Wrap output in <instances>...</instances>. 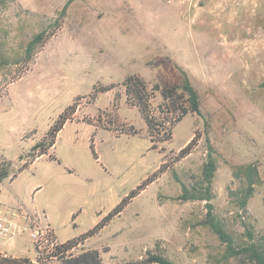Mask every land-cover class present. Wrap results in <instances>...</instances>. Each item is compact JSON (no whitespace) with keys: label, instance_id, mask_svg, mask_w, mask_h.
<instances>
[{"label":"rangeland","instance_id":"1","mask_svg":"<svg viewBox=\"0 0 264 264\" xmlns=\"http://www.w3.org/2000/svg\"><path fill=\"white\" fill-rule=\"evenodd\" d=\"M65 2L10 0L0 6V60H8L0 61V157L11 162L14 178L0 181L6 208L38 212L40 222L65 241L92 228L160 167L154 180L76 250L97 248L104 264H139L157 247L176 264H236L222 260L223 245L200 224L204 201L178 195L180 182L199 177L207 129L217 162L215 210L242 231L227 185L234 164L255 162L263 182L246 215L264 228V0H72L59 16ZM57 17L60 27L17 76L24 65L14 61L28 39ZM177 67L197 88L208 127L188 113L157 148L151 149L139 112L125 103L119 85L91 97L93 88L119 83L130 73L162 86L175 84ZM158 102L157 95L153 103ZM70 104L68 120L111 117L118 131L132 125L140 134L85 132L66 145L63 133L53 150L56 160L44 155L19 171L31 164L30 146ZM192 138L189 153L178 156ZM5 248L15 257L38 255L30 227Z\"/></svg>","mask_w":264,"mask_h":264},{"label":"trees","instance_id":"2","mask_svg":"<svg viewBox=\"0 0 264 264\" xmlns=\"http://www.w3.org/2000/svg\"><path fill=\"white\" fill-rule=\"evenodd\" d=\"M10 0H0V6ZM72 0H66L59 16L66 10V6ZM60 18H55L47 26L34 32L26 42L21 56L14 63H22L17 76L28 68L36 54L41 50L44 44L55 34L60 27ZM1 51V47H0ZM1 58V53H0ZM4 63L8 60L1 59ZM0 60V61H1ZM180 80L169 86H162L159 83H150L136 73L127 74L119 83H109L107 85L93 88L91 97L103 93L116 85L124 95L125 103L135 107L140 115L142 124L145 128V137L151 142V149L157 148L160 142L168 141L172 138V128L186 114L196 113L203 118V122L208 127L207 119L201 111V98L197 88L190 81L187 73L180 67ZM159 96V102L154 104V98ZM73 112V105L66 106L58 116L49 124L40 138L30 146L32 161L35 157L46 154L47 150L55 143L59 130L70 118ZM86 122H93L111 130L115 135L140 134V130L132 125L117 130L113 119L108 117L106 122L100 118L96 121L85 119ZM207 151L205 160L202 163L200 174L193 183L186 184L180 182L181 191L178 198L181 200H203L205 204V213L200 220V224L208 227L220 243L223 245L222 260L232 258L236 264H264V228H256L253 220L246 215L247 205L253 196L256 186L263 182L259 167L255 162H244L232 166V182L227 185V196L234 206V220L242 226V231H236L231 228L222 215L214 208L211 202L213 198L212 180L214 178L217 162L214 156V147L208 139V131L204 129ZM194 138L188 141L179 151L178 156L182 157L189 153ZM50 159L56 160L53 155H48ZM4 161V160H3ZM25 167L19 169L23 170ZM160 167L148 175L136 188L132 189L124 196L99 222H97L88 231L79 236L69 238L59 242L52 251L46 255H40L32 260L29 257L10 256L2 260L1 264H104L99 249L80 248L76 250L77 245L83 240L98 232L111 220L118 215L126 206L129 200L139 193L144 187L154 180ZM11 171V162L4 161L0 164V181L7 178ZM139 264H176L172 259L165 256L158 247L153 251L148 249L145 256L138 261Z\"/></svg>","mask_w":264,"mask_h":264},{"label":"built area","instance_id":"3","mask_svg":"<svg viewBox=\"0 0 264 264\" xmlns=\"http://www.w3.org/2000/svg\"><path fill=\"white\" fill-rule=\"evenodd\" d=\"M2 162L4 161L0 157V164ZM12 175H9L8 178L12 179ZM40 218L42 217L38 212L29 214L17 210H5L0 205V264L3 259L13 256L2 249L1 245L12 240L26 227L31 228V237L37 254L43 255V251H52L55 248L59 242L55 239L52 228L48 224L40 222Z\"/></svg>","mask_w":264,"mask_h":264},{"label":"crops","instance_id":"4","mask_svg":"<svg viewBox=\"0 0 264 264\" xmlns=\"http://www.w3.org/2000/svg\"><path fill=\"white\" fill-rule=\"evenodd\" d=\"M48 126V125H47ZM95 131H108L110 134H112L113 136L115 137H119L121 135H126V134H119V135H115L111 130L107 129V128H104V127H101V126H97L95 123L93 122H86V121H83L82 119H78L76 117H73L72 119L70 120H67L63 127L59 130L58 134H57V137H56V140H55V143L53 144V146H51L48 150H47V153L46 154H42L40 156H38L37 158H35V160L43 157L44 155L47 156V155H53L55 156L56 154L54 153V149L56 148V144H57V141L58 139L61 138L62 134L64 133L65 136H64V142L66 143V145L68 143H70L72 140L76 141L78 139V137H80V134H83V133H90V132H95ZM128 136V135H127ZM120 153V152H118ZM122 154V152L120 153ZM95 157L94 159L95 160H98V156H96V154H94ZM34 160V161H35ZM33 161V162H34ZM32 162V163H33ZM52 162V161H50ZM55 162V161H53ZM32 163L28 166V168L31 167ZM57 164V163H56ZM50 170V169H48ZM14 178L10 179V180H13ZM8 201V197L7 195L2 192L0 190V205L6 210V202ZM8 210V209H7ZM44 215V214H43ZM45 220L48 219V214L47 215H44L43 217ZM47 224L51 227V225L47 222ZM52 230H53V233L54 235L56 236V233L53 229V227H51ZM57 238V236H56ZM58 239V238H57ZM59 240V239H58ZM60 241V240H59ZM62 242V241H60ZM5 244H2L1 245V248L6 250L8 252V250L5 248ZM14 255V254H13ZM33 260V259H32ZM35 260V259H34Z\"/></svg>","mask_w":264,"mask_h":264}]
</instances>
